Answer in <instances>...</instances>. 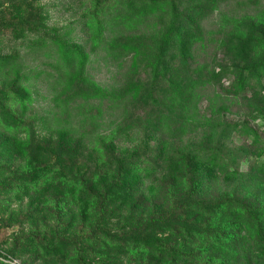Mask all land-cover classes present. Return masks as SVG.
Instances as JSON below:
<instances>
[{
	"label": "rangeland",
	"instance_id": "rangeland-1",
	"mask_svg": "<svg viewBox=\"0 0 264 264\" xmlns=\"http://www.w3.org/2000/svg\"><path fill=\"white\" fill-rule=\"evenodd\" d=\"M172 32L193 39L188 55ZM203 65L212 75L195 76L194 124L168 138L180 118L173 73L187 82ZM187 157L193 205L264 231V0H0L2 257L44 264L32 235L64 236L88 182L104 196L121 198L122 187L157 199L180 175L187 192ZM88 217L73 222L72 242L89 235L98 218ZM247 241L245 261L264 250V232Z\"/></svg>",
	"mask_w": 264,
	"mask_h": 264
},
{
	"label": "trees",
	"instance_id": "trees-1",
	"mask_svg": "<svg viewBox=\"0 0 264 264\" xmlns=\"http://www.w3.org/2000/svg\"><path fill=\"white\" fill-rule=\"evenodd\" d=\"M177 25L178 23L174 22V31ZM176 33L172 32L168 38L175 43H181L183 54L188 55L193 39L185 41L181 37L178 38ZM185 44L188 45L187 50ZM186 65L187 63L183 64L179 71L182 72ZM159 67L163 69L162 65ZM179 71L173 73L168 97L172 105L173 103L178 105L176 115H180V118L171 120L168 138L172 134H180L189 123L194 124V121L189 120L192 114L186 115L191 111L190 99L198 98L194 97V91L199 84L195 76L202 77V71L212 75V66L203 65L201 72L192 73V76L187 78V82L180 79ZM203 84H210V80ZM194 111L196 113V108ZM186 163L189 168V174L187 172L186 175H190L187 192L185 178L176 175L172 178L170 185L172 188L163 186V192L157 199H144L143 195L136 196V193L132 195L133 190L122 187H118L121 198H114L110 193L104 196L102 195L104 190L99 185L88 182V187L87 184L81 186L84 191L83 210L81 209L77 215L72 213L64 226V236L71 237L70 241L64 236H59L57 231L54 236L52 233L53 238L49 244L40 241L38 237L33 239L34 235L29 242L37 241L42 250L37 246L36 251L39 252V258L43 259L44 264H54V260L63 257L68 258L72 264H121L113 262L108 253L131 256L126 264H264V250L251 260L245 261L244 255L247 239L250 238L259 244L258 238L260 239L264 232L263 225L259 223L257 226L253 224L245 228L242 223H247V220L237 222V219L218 211L222 208V204L216 205L218 212H204L202 208L193 205L196 200L193 194L194 167L190 157H187ZM75 182L84 184L85 180L79 177ZM178 182L180 185H177ZM112 183L114 186L118 185L117 182L114 184L113 180ZM125 208L127 211H124ZM245 212L248 214L247 211ZM88 215L98 218L96 221L91 220L92 225L87 229L89 235L72 242L73 238L69 234L76 228L73 222L79 219L77 228H81L89 219ZM52 216L56 220L58 229H63L60 215L54 212ZM249 216L255 220L251 215ZM111 219H113L112 223ZM84 244L93 248L84 247ZM94 251H97V254ZM98 251L101 253L98 254ZM106 253L107 255L104 256ZM10 257L0 255V264H12L8 260L11 259ZM98 259L102 260V263Z\"/></svg>",
	"mask_w": 264,
	"mask_h": 264
}]
</instances>
